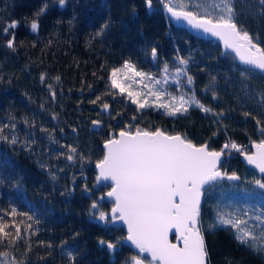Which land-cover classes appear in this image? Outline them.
I'll return each instance as SVG.
<instances>
[{"label": "trees", "instance_id": "1", "mask_svg": "<svg viewBox=\"0 0 264 264\" xmlns=\"http://www.w3.org/2000/svg\"><path fill=\"white\" fill-rule=\"evenodd\" d=\"M182 2L185 0H175L177 5ZM200 3L212 8V0ZM234 10L238 26L264 47V14L258 0H235ZM34 20L38 23L36 32L30 27ZM13 21L18 22L17 27L5 34L2 30ZM105 23L104 33L96 36ZM11 33L15 51L7 48ZM153 47L156 59L151 56ZM178 58L188 60L187 74L193 83L187 88L186 77H181L180 86L170 84L167 92H194L201 103L214 113L223 112V116L204 113L195 106L176 116L165 114L163 108L139 109L128 95L134 88L120 76L126 69L117 75L118 83H126L124 91L111 85L112 70L123 69L126 61L135 71L158 76L155 70L165 64L169 70L180 68ZM243 69L216 43L174 27L159 0H153L151 12L145 0H66L64 7L58 0H0V126L15 124V133L5 129L4 134H15L19 140L16 145L0 140V216L16 208L18 214L4 216V220L13 237L12 225L21 229L15 246L9 247L6 241L0 244V252H8L9 261L25 264H67L60 248L66 242L79 249V264H125L136 255L123 242V228L111 227L109 218L105 223L96 219L101 212L109 217L112 204L102 199L110 186L97 181L94 168L110 135L131 125V131L137 127L160 129L168 135L187 137L197 146L207 144L210 150H223L227 159L222 169L229 175L235 172L240 180L225 179L205 191L201 222L209 264H264V253L241 245L233 230L209 227L217 207L225 211L251 205L258 213L264 212V199L248 195L261 191L252 181L262 177L240 161V152L224 148L234 142L248 153L253 142L264 139L256 121L243 115L245 111L258 118L264 115L256 103L260 98L257 93L264 91V80L258 73L255 79H242L238 70ZM50 92H55V100ZM137 93L138 102H155L149 92ZM249 95L254 99L249 100ZM168 100V96L162 97L163 102ZM104 103L109 104L107 110L102 108ZM93 121L100 122L98 131L93 130ZM49 134L56 143L49 141ZM33 140L31 151L22 146ZM60 145L76 147L74 161L56 153L50 156L54 150L66 153ZM28 225L31 229L25 231ZM75 233L79 235L74 238ZM100 240L117 243V250L109 252L100 246ZM29 245L31 250L26 253Z\"/></svg>", "mask_w": 264, "mask_h": 264}, {"label": "snow or ice", "instance_id": "2", "mask_svg": "<svg viewBox=\"0 0 264 264\" xmlns=\"http://www.w3.org/2000/svg\"><path fill=\"white\" fill-rule=\"evenodd\" d=\"M166 14L177 22H185L192 29L217 38L223 43L226 51L235 52L240 64L244 66L243 70H238L242 79L247 80L250 77L256 78L257 73L260 79L264 80V47L254 40L253 36L242 27L238 26L235 19L234 10L235 0H212V8H204L200 0H185V2L177 5L175 0H159ZM61 7L65 6L66 0H58ZM261 13L264 14V0H258ZM191 5V6H190ZM47 6L45 5V8ZM145 7L149 12L153 9V0H145ZM43 11V9L41 10ZM133 12L135 9L133 8ZM37 16L40 15L38 12ZM18 22L13 21L2 31L10 34L9 29H15ZM32 32L38 30V23L34 20L31 25ZM108 27L105 23L95 33L96 36L102 35ZM12 39L7 41V48L15 51V36L11 33ZM153 59L157 58V49L151 50ZM180 65L185 66L177 68L173 81L180 86V77H186L187 84L192 85L193 78L187 74L186 66L188 60L178 58ZM124 69H131L135 76L142 79L147 78L149 81L153 77L147 73L135 71L134 66L130 62H125L123 69L115 68L111 72V85L113 88H119L121 92L124 87L117 82V75ZM168 65L163 68V80H155V84L162 82L167 83L169 78ZM59 77L56 80L59 81ZM41 82L45 80V75L40 77ZM215 83L216 77L211 78ZM51 89V86L49 85ZM208 89L206 88L205 91ZM150 94L155 97V102L149 104L147 100L138 102L135 98L139 93L129 92L132 97V103L137 104L139 109L145 107L163 108L165 114L176 116L177 114H185L189 108L195 106L204 113H212L213 115L223 116L224 113H214L210 107L205 106L195 96L194 92L181 93L173 95L166 90L150 88ZM53 100H55V92H50ZM260 97L256 101L258 108L264 113V91L257 93ZM163 96H168L167 102L162 101ZM249 100L254 99L249 95ZM97 100L100 99L98 96ZM213 99H216V93L213 91ZM96 103V101H92ZM43 107V106H42ZM103 110L109 108L108 103L102 105ZM243 115L251 117L256 121L258 131L264 136V115L257 117L251 112L245 111ZM53 119L56 116L53 115ZM135 119V117H133ZM25 123H30L25 120ZM99 121H93L94 125H99ZM34 126V123L32 124ZM15 124H4L0 126V140L11 145L19 143L18 137L13 134L5 135V129H10L15 133ZM131 125L119 131L118 134L113 133L103 144V157L96 162L98 169L97 181L111 182V190L107 192V197L114 200V206L111 209V218L115 222L117 220L123 222L127 226V236L125 242L134 246L138 250L137 255H132L130 260L125 264H144L141 254L147 253L151 259L148 264H209V253L207 250L202 222H201V202L202 197L208 188L218 184L220 181L227 179L228 181H239L240 177L233 172L228 174L220 170L221 151H211L207 144L197 146L187 137L177 135H168L160 129L145 130L136 128L131 131ZM47 133L49 130L40 129ZM76 129H73L75 132ZM48 139L52 143L57 141L53 134L48 135ZM29 143L35 141H26L22 146L31 151ZM66 148L65 152L56 153L57 157L66 156L68 161H74L77 149L73 145H60ZM240 152L249 165L254 166L262 178H254L252 183L256 189L261 191L249 193L250 196H257L264 199V139L258 143L253 142L252 147L255 152L248 154L243 151L236 143L225 144L224 148H229ZM83 159V157H81ZM41 167H47L41 165ZM52 179L56 176L53 174ZM2 182V181H0ZM87 191V189H85ZM93 209L97 207L95 203L91 205ZM16 208H12L10 212L4 213V216H16ZM27 215L26 213H19ZM4 216H0V244L7 241L9 247H14L16 242L21 238V229H15V236L8 231V223L4 220ZM29 220L33 216H28ZM96 219L107 222V215L101 212ZM38 222V221H37ZM212 229L217 227H226L233 230L235 239L241 245H245L254 250L258 254L264 253V212L249 214L248 211H229L225 212L217 207L215 212V220L209 226ZM31 229L28 225L25 231ZM174 230L178 243H172L169 240V233ZM34 234V233H33ZM79 233L74 234L78 236ZM11 237V239H9ZM44 242L41 241V244ZM100 246L106 247L109 252H115L118 244L100 240ZM48 248L52 245L47 244ZM62 259L67 260V264H79V249L74 245H66L61 243ZM31 247L28 246L27 251ZM50 255V253H49ZM0 264H25L24 261L7 259L8 252H0Z\"/></svg>", "mask_w": 264, "mask_h": 264}, {"label": "water", "instance_id": "3", "mask_svg": "<svg viewBox=\"0 0 264 264\" xmlns=\"http://www.w3.org/2000/svg\"><path fill=\"white\" fill-rule=\"evenodd\" d=\"M165 14H166V13H165ZM166 16H167V18L171 21V23H172V25H173L174 27H176V28H181V29L185 30L187 33H189L190 35H192L194 38H198V39L205 40V41H211V43H212V42L216 43V44L221 48V50L223 51V53L232 55V56L237 60L238 64H239L241 67H244L242 64H240L239 59L236 57L235 52H233V51H231V50L226 51V50L224 49L223 43H222L220 40H218L217 38L212 37V36H209V35H205V34H203L202 32L196 31V30L192 29L191 27H189L185 22H177V21L173 20V19L170 17L169 14H166ZM92 126H93V130H95V131H98L99 128H100V124H99V125H92ZM176 135H177V134H176ZM179 135H180V134H179ZM181 136H182V135H181ZM102 147H103V146H102ZM208 148H209V147H208ZM209 150H210V149H209ZM250 150H251V151L248 152V154H252V153H254V152L256 151L255 148H253V147H251ZM211 151H213V150H211ZM239 157H240V159H241L240 161H242V163H243L246 167L252 169V170L255 171L258 175L261 176V174L259 173V171H258L254 166L249 165V164L247 163V161L244 159V156H243V155H240ZM226 159H227V156H226L225 154H223V155L221 156V164H220V170H221L222 172H225V171L222 169V164L224 163L223 161H226ZM94 168H95L96 175L98 176V174H99V173H98V169H96V167H94ZM96 178H97V177H96ZM222 181H223V180H222ZM232 182H236V181H232ZM99 183H101V184H103V185H104V184L109 185V186H110V187H109V188H110L109 191L111 190V182H110V181H108V182H105V181H99ZM102 199H103L104 201L108 202V203H111V204H112V207L114 206V200L108 198V197H107V193L105 194L104 198H102ZM203 199H204V196L202 197L201 207H202ZM110 209H112V208H110ZM108 218L110 219V221H109V225H110L111 227H121V228H123V229L125 230V232H126V236H127V226H126L125 224H123V222H121V221H119V220L113 222V221H112V218H111V210H110V213H109V217H108ZM103 223H105V221H103ZM125 238H126V237H125ZM169 240H170L172 243H178V241H177V239H176V237H175L174 230H173L172 232L169 233ZM123 242H124V244H125L130 250H132L135 254H138V250L135 249L134 246H131L129 243L125 242V239H124ZM141 255H142V258H145V257H146V258H148V260L151 259V257H150L147 253H145V254H141ZM144 264H146L145 261H144Z\"/></svg>", "mask_w": 264, "mask_h": 264}, {"label": "rangeland", "instance_id": "4", "mask_svg": "<svg viewBox=\"0 0 264 264\" xmlns=\"http://www.w3.org/2000/svg\"><path fill=\"white\" fill-rule=\"evenodd\" d=\"M194 53L195 52H193V54ZM192 56H190V57H192ZM181 67H185V66L181 65L180 68ZM163 68L162 67L161 68L158 67L157 70H155L156 72H158L157 73V74H159L158 76L154 75L153 73L149 74L150 76L153 77L152 81H149L147 78H143L142 79L139 76H135L134 75V71L131 70V69L124 70L123 72H121L120 76L123 77L122 79H124L125 81L127 79V83H129V86L134 88L133 89L134 90V92H133L134 94L137 93L138 91H140V92L144 91V92H149L150 93V91H149L150 88H157V89H160V90H166L167 91L168 90V86L170 84H173L174 83L173 81L176 79V77L174 76V73H175L176 69L175 70H169V73H168L169 78H168V82L167 83H163L162 82L161 84L156 85L154 83L155 80H157V79L163 80V75H164L163 74ZM186 70H187V66H186ZM179 79H181V77ZM184 83H185V86L187 88L190 87V85L187 84V80ZM121 84L124 86L126 83L125 82H121ZM135 98L138 100V96H136ZM55 153H58V152H56L54 150V154L52 153V154H50V156L51 157L54 156ZM224 210H225V212H229V211H248L249 214H252L253 212L258 213L257 209L254 206H251V205H244V206H240V207L232 206V207L225 208ZM143 259H148V258L145 257ZM146 264H148V263L146 262Z\"/></svg>", "mask_w": 264, "mask_h": 264}]
</instances>
